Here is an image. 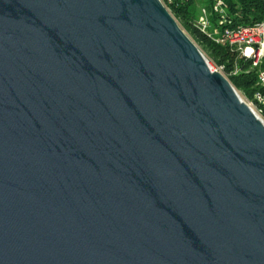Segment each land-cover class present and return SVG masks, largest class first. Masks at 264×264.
<instances>
[{
  "label": "water",
  "instance_id": "1",
  "mask_svg": "<svg viewBox=\"0 0 264 264\" xmlns=\"http://www.w3.org/2000/svg\"><path fill=\"white\" fill-rule=\"evenodd\" d=\"M0 264H264V119L160 0H0Z\"/></svg>",
  "mask_w": 264,
  "mask_h": 264
},
{
  "label": "trees",
  "instance_id": "2",
  "mask_svg": "<svg viewBox=\"0 0 264 264\" xmlns=\"http://www.w3.org/2000/svg\"><path fill=\"white\" fill-rule=\"evenodd\" d=\"M226 1L229 5L228 17L234 25H248L264 18V0ZM200 5L205 6L208 11V17L211 22L208 28L209 32L202 31L196 25V19L199 14L198 6ZM170 12L203 54L216 66H223V73L228 77L236 90L241 92L246 99L253 100L254 92L262 89L258 84L257 73L258 70H264V56L257 68H250V62L237 58L236 54L227 44L215 42L212 30L219 26L217 22L218 16L213 12L210 0L204 2L200 0H187L178 6L170 7ZM235 65H238L241 70L237 74H232ZM262 116L264 118V109L262 110Z\"/></svg>",
  "mask_w": 264,
  "mask_h": 264
},
{
  "label": "built area",
  "instance_id": "3",
  "mask_svg": "<svg viewBox=\"0 0 264 264\" xmlns=\"http://www.w3.org/2000/svg\"><path fill=\"white\" fill-rule=\"evenodd\" d=\"M161 3L170 12V7L178 6L187 0H160ZM211 7L217 14L218 27L212 30L214 40L217 43L227 44L236 54L237 58L250 62V68H257L264 56V18L248 25H234L229 16V5L226 0H210ZM199 14L196 19V25L204 32H209L208 28L211 22L208 17V11L205 6H198ZM171 13V12H170ZM211 33V32H210ZM223 73V66L214 68ZM241 68L235 65L232 74H237ZM258 84L262 89L256 90L253 94V100L247 102L255 112L262 116L264 109V70H258ZM252 104V105H251Z\"/></svg>",
  "mask_w": 264,
  "mask_h": 264
},
{
  "label": "rangeland",
  "instance_id": "4",
  "mask_svg": "<svg viewBox=\"0 0 264 264\" xmlns=\"http://www.w3.org/2000/svg\"><path fill=\"white\" fill-rule=\"evenodd\" d=\"M201 2H204V1H206V0H200ZM203 53V52H202ZM205 55V54H204ZM206 58H207V60H208V63L213 67V68H216V65L207 57V56H205ZM238 93H239V95H240V97L242 98V99H244L246 102H250L251 100H248V99H246L242 94H241V92H239L238 91ZM252 105V104H251ZM254 110H256L255 109V107H254ZM261 116V115H260ZM262 118H263V116H261ZM264 119V118H263Z\"/></svg>",
  "mask_w": 264,
  "mask_h": 264
}]
</instances>
